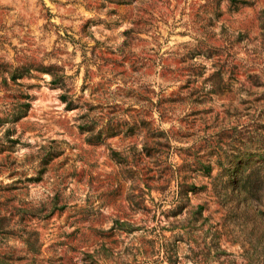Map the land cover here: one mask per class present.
I'll use <instances>...</instances> for the list:
<instances>
[{
    "label": "rangeland",
    "instance_id": "rangeland-1",
    "mask_svg": "<svg viewBox=\"0 0 264 264\" xmlns=\"http://www.w3.org/2000/svg\"><path fill=\"white\" fill-rule=\"evenodd\" d=\"M264 264V0H0V264Z\"/></svg>",
    "mask_w": 264,
    "mask_h": 264
},
{
    "label": "trees",
    "instance_id": "trees-1",
    "mask_svg": "<svg viewBox=\"0 0 264 264\" xmlns=\"http://www.w3.org/2000/svg\"><path fill=\"white\" fill-rule=\"evenodd\" d=\"M167 260L170 264L174 263L172 256H168Z\"/></svg>",
    "mask_w": 264,
    "mask_h": 264
}]
</instances>
